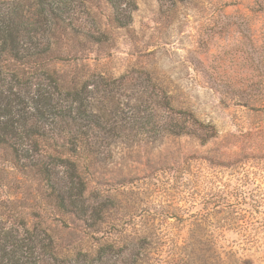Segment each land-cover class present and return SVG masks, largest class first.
Listing matches in <instances>:
<instances>
[{
  "label": "rangeland",
  "instance_id": "1",
  "mask_svg": "<svg viewBox=\"0 0 264 264\" xmlns=\"http://www.w3.org/2000/svg\"><path fill=\"white\" fill-rule=\"evenodd\" d=\"M136 3L116 27L98 0L102 41L69 35L56 67L163 86L209 138L122 143L84 164L87 194L108 199L95 226L45 205L38 217L25 208L28 220L79 261L102 248L127 264H264V0Z\"/></svg>",
  "mask_w": 264,
  "mask_h": 264
},
{
  "label": "trees",
  "instance_id": "2",
  "mask_svg": "<svg viewBox=\"0 0 264 264\" xmlns=\"http://www.w3.org/2000/svg\"><path fill=\"white\" fill-rule=\"evenodd\" d=\"M97 1L0 0V264H127L102 248L87 261L61 257L26 209L38 217L45 205L95 226L108 199L87 194L84 164L109 160L122 143L209 138L207 126L176 108L163 86L149 89L128 73L67 78L56 67L69 35L102 41ZM103 1L113 25L132 22L136 0Z\"/></svg>",
  "mask_w": 264,
  "mask_h": 264
}]
</instances>
